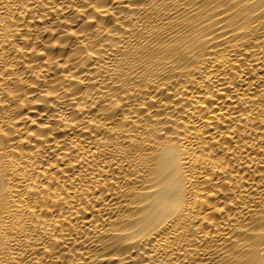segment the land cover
<instances>
[{"label": "bare ground", "instance_id": "bare-ground-1", "mask_svg": "<svg viewBox=\"0 0 264 264\" xmlns=\"http://www.w3.org/2000/svg\"><path fill=\"white\" fill-rule=\"evenodd\" d=\"M0 264H264V0H0Z\"/></svg>", "mask_w": 264, "mask_h": 264}]
</instances>
